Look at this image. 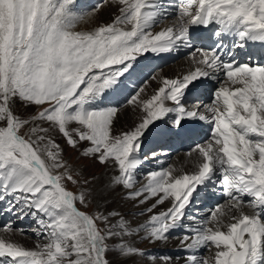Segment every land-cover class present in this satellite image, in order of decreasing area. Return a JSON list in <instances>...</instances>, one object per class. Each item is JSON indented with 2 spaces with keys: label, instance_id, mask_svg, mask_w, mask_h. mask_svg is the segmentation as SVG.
I'll return each instance as SVG.
<instances>
[{
  "label": "snow or ice",
  "instance_id": "1",
  "mask_svg": "<svg viewBox=\"0 0 264 264\" xmlns=\"http://www.w3.org/2000/svg\"><path fill=\"white\" fill-rule=\"evenodd\" d=\"M112 2L118 14L111 22L75 32L83 17L73 14L74 0H0V202L8 200L4 210L20 219L31 216L36 235L47 240L26 248L12 239L10 224L3 226L0 264H134L144 252L125 237L142 231L143 239L166 243L181 228L186 231L180 246L189 253L185 264H264V65L237 62L231 52L225 61L222 45L197 47L189 54L192 70L163 78L148 99L140 98L143 89L127 99L143 113L130 130L115 133L118 109L99 106L119 91L141 55L191 47L193 26L217 25L215 35L234 34L236 48L264 43V0H180L175 22L158 32L152 28L166 9L157 0ZM213 74L224 79L211 103L203 111L200 104L186 107L190 86ZM17 106L36 111L21 115ZM169 113H175V134L187 121H203L211 137L187 154L191 171L170 165L148 173L136 189L143 138ZM50 133L72 148L86 142L83 156L114 167L106 187L128 190L126 198L141 205L154 201L146 223L133 228L121 217L108 225V216L82 211L77 204L87 207L93 192L66 188L65 179L77 181ZM217 173L226 204L197 226H185L190 205ZM165 202V210L154 211ZM112 239L117 242L110 246ZM205 248L211 255L198 257ZM161 259L171 264L170 257Z\"/></svg>",
  "mask_w": 264,
  "mask_h": 264
},
{
  "label": "bare ground",
  "instance_id": "2",
  "mask_svg": "<svg viewBox=\"0 0 264 264\" xmlns=\"http://www.w3.org/2000/svg\"><path fill=\"white\" fill-rule=\"evenodd\" d=\"M92 0H89L91 2ZM85 2L82 0H79L78 3ZM96 2V1H93ZM105 6L101 7V10L95 13L94 17H92L90 20H94L93 24L94 25H99L102 23H108L109 21L112 20L114 14H117V7L115 4H113L112 0H107L104 3H107ZM102 3V4H104ZM85 3H82L80 5H84ZM99 3V5H102ZM97 8V5H96ZM95 8V9H96ZM94 12V10L89 13L86 17L85 20L90 17ZM96 17V18H95ZM95 18V19H93ZM84 20V21H85ZM90 20L88 22H90ZM86 22L85 24H87ZM81 24V23H80ZM85 24H82L81 26L83 27ZM89 24V23H88ZM87 27V26H86ZM163 28L161 24H156L152 28V32H158ZM195 51L192 46L188 48V52L186 54L185 58H182V60H176L175 59V52L171 51L168 53H161L156 60L153 58H150L148 61L149 63L156 64L157 62L167 60L166 65H158L155 69V72L152 74V79L148 80L144 84H140V79L136 76V74L131 71L129 74H126L125 78L123 79V83L121 85V88L119 89L118 92H115L111 95H108L103 98V102L100 103L101 108H108V107H116L118 109V114H119V119L116 121L115 124V129L114 131L116 133H119L121 131H127L130 130L132 127L135 126L136 123L139 122V118L143 115V113L139 110V108L135 105H128L127 104V99H129L132 95L136 94L139 92L141 89L143 91L141 92V99H148L150 96L155 92V90L160 86V82L163 78H177L179 76H182L186 74L188 71L192 70L194 67L191 63V60L189 59V54L191 52ZM243 54V52H242ZM144 57L142 55L138 57L137 60L142 61ZM253 60H255V57H252ZM261 58V55L259 56ZM195 95L194 92L189 93L188 96L184 98V103L185 106L191 109L193 106L189 104V100L191 97ZM203 105V104H202ZM169 106H171V102H169ZM203 111V110H201ZM175 113H169L168 118L162 120V121H157L156 127L152 129L151 132H149L144 138H143V144L144 145L146 142L149 140L156 139L160 137L161 135H167V143H166V148L167 152H162V153H157L155 152L150 153L149 155L147 154V159L145 160L144 158L141 159L142 164L140 168L138 169V172H136L135 176V184L138 183V181L146 182V177L147 174L152 172V171H160L162 169L168 168L170 165L175 166L177 169L183 168L185 171H191L192 170V165L190 162H188V156L187 154L191 151V149L194 147H189L185 152H182L177 149V144L176 141L180 140L182 138L186 139L187 141L190 140L189 138H192L193 130L194 129H203L205 133H209L211 137V127L208 123L203 122V121H187L185 122V126L183 129L178 134H175V129H172V126L168 123L172 118H174ZM171 129V131H170ZM59 135V134H58ZM197 137V136H196ZM202 136H200L201 138ZM210 137L207 140L202 141L200 144H204L207 142ZM56 142H59L60 135L59 137H55ZM60 145V144H59ZM153 153L155 154L153 156ZM195 157H193L194 159ZM110 172H111V167L109 168L105 166V172L101 174V176L95 181H92L88 183V187L93 191V194L96 196L97 200L100 201V204H103V208L106 209L108 207V211L112 210L113 212L119 211L121 207V201L123 200L122 198L119 197V192L118 189L115 186L111 187H106L109 183L110 180ZM214 187V181L210 186L207 188L206 191L201 192V196H203V199L209 200V194L212 191V188ZM220 192L221 196L224 199H220L217 201V206L218 205H225L227 202V197L224 195L222 191L221 184H218L217 187ZM124 189V188H123ZM139 189V188H138ZM101 196L103 198H101ZM213 196V195H212ZM214 198H217L214 195ZM247 199V198H246ZM124 202V201H123ZM123 208L125 209H131L130 207L127 206V203H124ZM154 202V201H152ZM135 204V203H134ZM133 206V205H132ZM131 206V207H132ZM168 203L165 202L163 205L158 206L154 211L155 212H160L165 210L168 207ZM216 206V207H217ZM136 207V206H135ZM122 208V209H123ZM247 211V209H246ZM105 213V212H104ZM109 217V216H108ZM112 218V217H111ZM147 217L143 218V221H145ZM124 220H126L124 218ZM128 221V220H126ZM142 221V222H143ZM129 222V221H128ZM139 222V221H138ZM141 222V223H142ZM193 222V219H187V223ZM130 224V222H129ZM15 237L21 236L18 234H14L12 236V239L14 241H21L23 240L22 238L15 239ZM141 236V233L139 234ZM137 235H133L132 238L139 237ZM178 239L175 238H169L168 241L165 242H159L162 245L166 247H172L174 245L178 244ZM180 242V241H179ZM209 256L211 253L208 254Z\"/></svg>",
  "mask_w": 264,
  "mask_h": 264
},
{
  "label": "rangeland",
  "instance_id": "3",
  "mask_svg": "<svg viewBox=\"0 0 264 264\" xmlns=\"http://www.w3.org/2000/svg\"><path fill=\"white\" fill-rule=\"evenodd\" d=\"M82 1H84V0H82ZM88 2H89V0H88ZM108 3L109 2L102 4L101 7L105 6ZM74 10L80 11V9L78 7L74 8ZM81 11H83V10H81ZM92 17H94V16L91 15L85 21L79 20L75 24V27L72 29V31H75V32L92 31L94 29V26L97 27V25L93 24L94 20H90ZM95 18H93V19H95ZM89 20H90V22H88ZM86 22H88L89 24L88 23L85 24ZM109 22H111V21H109ZM82 24H85V25L82 27L81 26ZM17 111L20 112L21 115L26 116L30 113H34L36 111V109L35 108H29V109H27V111H25L23 108H20L19 106H17ZM28 131H29V129L26 128V129H24L22 134H26V133H28ZM50 135H53L54 138L56 136L59 137V135L57 133H50ZM58 144H60V147L62 149V154H61L62 162L65 164L69 173L73 176V179L77 181V183H72L71 181H68L65 179L63 181V183L65 184L66 188L67 189L70 188V191H72L74 193H79L81 190H89L90 188L88 187V183H90L94 180L96 181L101 176V174L103 172H105V165L100 164L93 157H90V156L85 157L82 155L84 148L88 146L86 142H81L77 148H72L69 145H67L65 139L60 135V139H59ZM109 166L111 167L110 176L112 177L113 175L116 174V170L111 165H109ZM109 166H107V167L109 168ZM59 171L63 172L64 169H60ZM137 172H138V170H137ZM85 181H88V183L85 184ZM143 184H144V182L138 181V183L135 184V188L138 189ZM115 187L118 189V192L120 193L119 197L123 199L121 201V207H120L119 211H116L117 213H119V216H109V213H112L113 211L112 210L108 211V207L106 209H104L103 204H100V201L97 200V198L94 194L92 196L88 197V206L87 207H84L83 205H79V203L77 204V206L81 210H83V211H85L91 215L102 214L104 216H109L108 217V225L117 224L118 220L121 217L128 220L130 222V226L133 228H138L140 225L145 224L149 218V214L146 212L145 208L148 206L149 203L151 204L152 201L148 202L147 204L141 205L136 200L126 198V193L128 190L123 189L120 186H115ZM122 202H123V204L127 203V206L132 208V210L123 208ZM144 217H147V219L145 221H143ZM97 226L99 228H105V225L102 221H97ZM140 233H141V236L132 238L131 240H130L131 237H125L126 240H128L131 243H134L137 248L141 249L144 252V255L142 257H136L135 258L134 264H165V263H160L161 259H159L158 257L150 256V249L153 250V252L155 253L156 248L163 247L164 245H162L159 242H156V243L149 242L148 240L142 238L144 236V234H142L143 232L141 231ZM14 238L15 239H19V238L23 239V236H18V237L14 236ZM115 241L117 242V239L110 240L109 241L110 246L114 245L116 243ZM22 243L28 247L35 248L37 243L42 244V243H46V242L43 238L36 236L34 238L26 237ZM130 264H132V262H130ZM171 264H173V263H171Z\"/></svg>",
  "mask_w": 264,
  "mask_h": 264
}]
</instances>
